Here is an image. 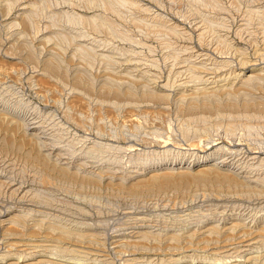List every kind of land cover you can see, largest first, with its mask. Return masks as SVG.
Instances as JSON below:
<instances>
[{
	"label": "rangeland",
	"instance_id": "1",
	"mask_svg": "<svg viewBox=\"0 0 264 264\" xmlns=\"http://www.w3.org/2000/svg\"><path fill=\"white\" fill-rule=\"evenodd\" d=\"M9 1L0 0V103H7L8 108H11L12 111L29 113L40 117L45 122V126L48 127V133L55 134V137H53L57 141H61L63 145L68 144V147H66L68 149L71 148L70 151L76 154H80L83 151L80 155L82 162L85 161L87 166H92L85 169L89 173L88 177L91 176V172L102 173L103 168V172L106 174L111 170L112 172H118L116 175L120 176L123 175V167L129 165V163L144 164L143 161L161 162L168 156V158H173L180 152L189 150L202 154V151L206 149L207 140L210 139H218L223 142L221 143L222 145L228 147L230 143H228L229 139L227 136L230 133L232 135L236 134L235 136L238 137L240 135L238 139L244 136V138L250 137L249 139L254 141L260 140V142H264V90L262 89L246 90L241 94L239 93L241 96L235 92V94L232 93L234 94V99L227 101L222 96L221 98L225 99L217 102L208 101L205 109L204 107L193 109L179 106L176 100L169 105L166 102L167 100H156L155 98L153 100L151 97H145L143 84L148 82L147 84L152 87L153 82L151 80L138 79L135 80L137 82L132 81L131 85L134 86L131 90L136 89V92L130 93L132 95L120 92V97L117 100L121 103L129 102V96H132L130 97L131 101H143L146 104L141 107L142 109L136 110L133 106L131 108L130 106L128 108L127 106L120 108L118 105L117 107L107 105L106 101H110L112 95L105 93L107 95L105 96L99 86L103 82L104 75L108 74V70V72L113 71L118 76L119 74L124 76L125 73H129L128 76L125 75V77H128H126L127 80L123 76L122 78H116V83L120 82L124 85H129L133 76L141 77V71L133 70L134 72H128L127 68L125 69L128 63L136 60L141 62L139 67L143 66L144 69L148 70V73L156 70L158 71L157 73H160L159 75L165 76L168 73L165 68L166 63H173V59L178 56V52L180 53L179 55L184 54L185 51L180 49V46L184 43L183 40L186 39L178 34H163L162 29L169 23L179 21L185 24L187 30L191 32L189 33L192 35L193 42L198 44L195 35L193 36V29L188 24L189 18L193 13H200L201 16L205 17L210 13L209 17L206 18L208 20H215L216 18L213 23L217 22L216 24L218 25H215L219 27L218 29L224 28V25L228 28L230 26L229 41L240 44L239 35L237 34L240 16L236 14L238 12L237 4L232 0H217L219 3L221 2L220 5L222 6L221 9L218 8L219 10L215 8L216 0H213L214 3H212V0V2L208 0L212 4L205 0H127L128 3H124L125 5L119 4L114 8L108 7V9L103 7L102 0H31L37 3V13L36 9H34V13L37 16L35 14L33 16L37 19L35 23L39 24L38 28L26 24V19H13V16L17 14L18 3L11 12V16L7 15V7L4 8L3 6ZM146 6L149 10L143 11L142 7ZM81 16H96L99 18V23L103 22V24L100 27L95 26L88 21L85 22ZM46 25L51 27L50 31L48 30L49 33L46 34L47 37L51 38L49 39L51 41H48L47 38L40 40L37 33L40 27H42L40 30H44ZM160 29L161 31L158 32ZM207 39L205 43L210 42L209 40H212L213 37L211 36ZM169 41L170 43H168ZM81 45L86 48L81 49ZM241 45L243 46V52H246L249 56H255V51L252 47ZM218 46L219 56L221 52V56L223 54V57L227 56V54L229 56L226 44L219 43ZM52 47H56L55 51L57 54L51 62H42L38 56L40 57L41 52ZM203 48L207 49V44ZM246 49L249 50L247 51ZM164 63L165 65H163ZM154 65L160 66V69H154ZM53 66H60L62 69L58 73V71L53 69ZM77 68H83L86 71V75L92 74L93 79H95L94 85L97 83L95 89L86 84L87 79L78 83L73 76H70V71L71 75H73ZM65 69L68 70L67 74ZM130 74L132 77H130ZM78 91L80 93L84 92L83 94L87 95L86 98L83 97L85 99H81ZM69 92L70 95L68 94ZM244 94H248V96ZM99 97L101 98L99 99ZM102 98L103 100L106 99L102 101ZM107 98L109 99L107 100ZM251 98H255V100ZM151 99L152 101H150ZM101 105L105 106L102 107ZM242 106L245 109L247 108L246 113ZM231 107L232 110L233 108L236 109L231 111ZM126 109H129L130 113L133 111L134 113L128 114L125 112L127 111ZM132 109L134 110L132 111ZM5 112L10 111L3 109L2 113ZM202 117L207 122H204ZM34 142L41 143L40 141ZM34 142L25 136L24 132L17 126L0 118V174L2 173L4 176L12 174V176L17 178H25L29 184L36 176V180L41 182L40 185H36V188L42 190L48 188L51 191L52 196L48 198V204L65 212L70 209L69 212L70 214L72 213L71 215L75 220L91 223L93 226L101 227L103 230H112L113 227L129 222L131 218L130 212L147 202L150 203L149 206L156 203L149 209L147 208L149 210L147 212L155 215L160 220L161 226L174 228L177 223V216L183 214V212H180L182 210L181 205L186 201L199 198L200 200H206V205L210 203L211 207L215 208L216 204L221 206L220 204L226 199L237 200L241 195L243 197L257 194L254 190V194H252L253 191L249 187L242 188V186L237 184L235 186L233 183L224 181V178L216 179L215 177L208 179L193 177L195 180H192V176H190L187 177V181H185L186 178L177 179L178 181L173 180L169 186H165L164 191L163 188L158 187L147 190V188H131L122 184L107 185L100 183V181L98 182L96 177L93 179L94 182H92V179L88 181V178L83 176L70 174L69 176L61 172L59 167L52 166L51 161L43 158L42 154L37 157L36 155L39 153L38 147L40 148V146L36 144V146H33ZM260 142L254 143L258 144ZM254 143L253 145H255ZM90 147L92 149V157H85L84 150H88ZM72 149L75 151H72ZM36 150L38 151L36 152ZM130 159L131 161L129 162ZM4 162H6V165ZM45 162L50 163L49 168H45L43 164ZM3 166L10 170L7 172L5 170L6 167L4 168ZM74 176H77L78 179ZM84 178L87 180H84ZM45 180H48L46 181L48 183H45ZM179 180L182 182L178 183ZM43 183L44 186L42 185ZM245 188L249 191H245ZM245 192L247 193L245 194ZM92 205H97L96 210ZM210 205L207 207H210ZM79 209H88L91 213L89 215H81ZM44 231L45 229H39L34 232L37 236L38 234L39 236L47 234L52 236L51 232ZM230 237L236 238L237 235H230ZM181 243L182 241L178 242V245H181ZM193 243L198 245L196 239ZM195 244H192L193 248L197 247ZM261 262H264V260Z\"/></svg>",
	"mask_w": 264,
	"mask_h": 264
},
{
	"label": "bare ground",
	"instance_id": "2",
	"mask_svg": "<svg viewBox=\"0 0 264 264\" xmlns=\"http://www.w3.org/2000/svg\"><path fill=\"white\" fill-rule=\"evenodd\" d=\"M210 1L208 2L211 3L213 0ZM214 1L212 3H214ZM232 1L237 4H235L238 11L236 14L240 16V24L237 31L240 44L229 41L230 26L228 28L224 25V28L218 29L219 27L216 26L218 25L216 24L217 22L215 23L216 25L213 23L216 18L215 20L207 19L210 13L206 16L207 18L201 16L198 12L199 15L194 13L191 14V16L189 15L190 18L188 24L193 29V36L195 35L198 44L193 42L192 35H190L191 32L187 30L185 24L180 23L179 21L169 23L163 27L164 29H162V32L163 34L170 35L178 34L185 38L186 40H183L184 43H182V45L179 44L181 45L180 49L185 51L184 54L179 55L180 53L175 51L178 56L173 59V63L167 62L166 65L165 63L163 64L168 72L166 75L164 74L165 76L159 75L160 73H157L158 71L156 70V72L153 71L148 73V70L144 69L143 66L139 67L141 63L139 60L128 63L130 65L127 64L125 67L128 72L133 70L141 71V77L139 78L132 77L131 74V76L129 75L132 77L129 85H124L119 82V78H122L123 75L119 74L118 76L117 74L115 75L113 71L108 72V70V74L104 75L103 82L99 86L105 96H107L106 94H111L112 98H115L112 100L110 97V101L108 100L109 98H107L109 102H106L108 104L106 102L104 103L115 107L118 105L120 108H123L124 106H127V108L130 106L131 108V106H133L136 110L142 109L141 107L146 104L143 101H131L130 97L132 96H129V102L121 103L120 101H117L120 97L119 95L123 92L132 95L130 93L136 90H131L134 87L131 86L132 81L138 79L151 80L153 82L152 87L147 84V81L146 84H143V94L145 97H151L152 99L155 98L156 100L164 99L167 100L166 102L169 105L176 100L179 106H186L193 109L199 107H204L205 109L208 101L217 102L225 98L227 101L234 99L233 95L235 92L239 95V93L241 94L246 90H264V0ZM101 2H103V7L105 9H108V7L114 8L116 5L128 3L127 0H102ZM220 3L216 0V7H213L221 9L222 6ZM16 4L18 10L17 14L13 16V19H26V24L38 28L39 24L35 23L37 22V19L33 16L37 13V3L32 2L31 0H10L9 2H6L7 6H3L4 8L7 7V15L11 14ZM34 9H36V13H34ZM142 9L143 11L149 10L147 6L142 7ZM81 18L84 19L85 22L88 21L95 26L100 27L103 24V22L99 23V18L96 16H81ZM47 25L44 30H40L42 27H40L39 30L37 29L40 40L47 38L48 41H51L49 40L51 38L46 36L51 29V27ZM159 31H161V29L158 30V32ZM211 36L213 39L209 40L210 42L205 43L206 40H208L207 38ZM168 43H170V41ZM219 43L226 44L229 56L228 54L225 57H223L224 54L221 56L222 52L219 56ZM205 44L208 46L207 49L203 48ZM241 44L252 47L255 51V56L252 57L246 52H243V46ZM80 48L82 49L83 46L81 45ZM80 48L78 47V49ZM55 50L56 47H52L49 50L43 51L38 58L42 62L49 63L57 54ZM101 55L104 56L102 53ZM53 69L59 73L62 68L58 66ZM154 69L158 70L160 69V66L154 65ZM65 72L67 74L68 70L65 69ZM71 74L70 71V76H73L78 83L79 81H85V79H87L86 84H89L90 87L95 89L97 83L94 85V77H92V74L86 75V71H84L83 68H77V70L74 71V74ZM128 74L129 73L124 74V79ZM125 75L127 76L125 77ZM117 77H119V83H116ZM83 93L79 92L78 94L81 99H85L87 96ZM68 94L70 95V92ZM248 94L244 95L248 96ZM222 96L225 98H221ZM100 98L101 97H99V99ZM152 99L150 101H152ZM251 99L255 100V98ZM104 100L102 98V101ZM115 107L112 108L116 109ZM232 107L230 108L231 111L236 109L233 108L232 110ZM245 107L248 108L246 105ZM245 107H243V110H245L246 113L247 108L245 109ZM2 108L7 109V111L9 110L10 112L2 113ZM134 109H132V111ZM125 112L129 114L130 110L128 109ZM131 113L133 114L134 111ZM0 118L17 126V128L21 129L25 136L31 141L41 142H34L33 145L40 146V148L38 147L39 151L36 150V152L38 151L39 153L37 155L35 153L37 157L42 154L43 158L51 161L50 163L52 166L59 167L61 172L68 175L83 176L88 178V181L91 179L93 180L96 177L98 182L100 181V183H105L107 185L114 186L115 184H122L131 188H147V190L153 189V187H158L163 188L164 191L165 186H169L173 180L186 178L185 181H187V177L190 176H192V180L194 179L193 177H203L207 179L215 177L216 179L224 178V181L233 183L235 186L237 184L242 186V188L249 187L252 191L254 190L256 191L255 193H257L254 194V191H251L254 195L243 196L244 198L241 197V195L237 200L225 198L226 201L222 203L220 202L221 206H217L216 204L215 208H212L210 203L206 205V200H200L199 198L186 201L181 205L182 210L180 212H183V214L177 216L178 219H176L177 223L174 228H167L163 225L161 226L160 220L152 213L147 212V210L156 203L149 206L150 203L147 202L142 204L141 207L133 209L132 212H130L131 210L129 211L131 214H129L131 217L129 222H124V224H121L120 226L113 227L112 230H103L101 227L97 228L91 223L75 220L71 215L72 213L70 214L69 212L70 209L67 210L68 212H65L62 209L52 207L48 204V198L52 196L51 191L48 188L45 190L36 188V185H40L41 183L36 180V176L32 182L30 181L31 184H29L25 178H17L12 176V174L10 176H7V174L4 176L1 173L0 264H264V262H261L264 260V142L261 141V143L260 140L254 141L253 139H249L250 137L244 138V136L238 139L240 135L238 137L235 136L236 134L232 135L230 133V135L227 136L229 139L228 143H230L228 147L222 145L221 143L223 142L218 139H210L207 140L206 149L202 151V154H199L197 151L189 150L180 152L173 158H168V156L161 162L155 163L152 161H143L144 164L129 163V165L123 167V175L120 176L116 175L118 172H112L111 170L109 172L107 171L108 174H106L103 172V168L102 173L97 171V173L91 172V176L88 177L89 173L85 169L92 166H87L85 161L82 162L80 155L83 151L80 152V154H76L75 152L70 151L71 148H67L68 144L63 145L61 141H57L54 138L55 134L48 133V127L45 126L43 119H40V117L33 114L12 111L11 108H8L7 103H0ZM203 120L204 122L206 121L205 119ZM210 136L212 135L210 134ZM257 141L260 143H254ZM253 143L255 145H253ZM91 150V147L88 150H84L85 157H92ZM72 151L75 150L72 149ZM188 159L190 160L187 161ZM130 161L131 159L129 162ZM4 163L6 165V162ZM50 163L45 162L43 164L45 165V168H49ZM7 165L9 164L7 163ZM5 170H7V167ZM38 175L40 174L38 173ZM77 176L74 177L77 178ZM86 178H84V180ZM46 181L48 180H45V183H48ZM83 182L85 183V181ZM92 182H94V180ZM95 182L98 183L97 181ZM180 182L182 181L179 180L178 183ZM42 185L44 186V183ZM124 187L126 188V186ZM245 191L249 190L245 188ZM246 193L247 192H245V194ZM217 203L219 204V202ZM209 205L210 207H207ZM96 206H94L95 210L97 208ZM79 212H81V215H89L91 213L88 209H79ZM39 229H45L44 232H46V230L47 232H51L52 236L48 234L43 236H39V234L38 236L35 235L34 231H38ZM230 235H237V237L231 238ZM211 237L213 238L211 239ZM195 239L196 242L198 241V245L197 243H193ZM180 241H182L184 245H182V243L181 245H178V242ZM175 242H177V244H175ZM191 243L195 244V246L197 245V247L193 248Z\"/></svg>",
	"mask_w": 264,
	"mask_h": 264
}]
</instances>
